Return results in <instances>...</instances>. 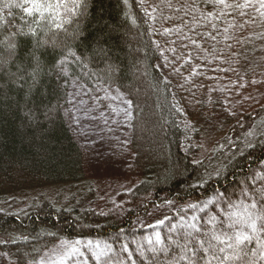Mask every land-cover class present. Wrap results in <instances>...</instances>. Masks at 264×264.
<instances>
[{
  "label": "trees",
  "instance_id": "16d2710c",
  "mask_svg": "<svg viewBox=\"0 0 264 264\" xmlns=\"http://www.w3.org/2000/svg\"><path fill=\"white\" fill-rule=\"evenodd\" d=\"M18 2L0 0V17L11 21L8 33L0 26V39L30 23L22 10L5 8ZM87 4L61 33V48L42 51L38 83L29 75L27 41L16 37L19 54L10 62L0 55V255L30 264L62 240L98 239L108 246L100 264H191L181 257L193 251L196 264H205L210 255L198 241L220 227L210 221L242 213L264 195L261 107L242 123L215 91L208 93L223 75L240 80L259 72L251 36L258 6L221 9L205 0ZM69 49L79 59L67 55ZM108 65L117 71L107 74ZM80 82L131 101L125 174L134 185L121 210L77 198L88 180L86 157L68 113L71 86ZM221 131L220 146L207 158L199 154L201 137ZM156 233L163 244L156 243ZM244 251V264H264L260 243L246 244Z\"/></svg>",
  "mask_w": 264,
  "mask_h": 264
},
{
  "label": "rangeland",
  "instance_id": "374dc122",
  "mask_svg": "<svg viewBox=\"0 0 264 264\" xmlns=\"http://www.w3.org/2000/svg\"><path fill=\"white\" fill-rule=\"evenodd\" d=\"M255 19L256 31L252 38L256 41L253 59L259 72L249 79L234 77L231 74L223 75L215 84L209 87L208 93L216 92L226 110L243 122L247 113L252 115L259 106L262 111L260 127L264 125V16L258 10ZM258 34L257 39L253 35ZM126 96H120L113 90L106 88H85L83 83H73L70 89L71 110L68 113L72 130L85 152V165L88 180L77 190V198L100 209H122L128 203V193L134 182L126 176L127 167L131 164L130 124L132 120V106ZM130 113V115H129ZM253 130V129H251ZM250 130V132H251ZM222 131L203 135L197 143L199 154L207 158L215 146H220ZM222 145V141H221ZM62 190V189H61ZM61 190L57 189L58 194ZM52 191V190H51ZM55 195L54 192L51 193ZM51 196V197H52ZM92 247H89V242ZM77 241L62 240L46 250L41 258L30 264H96L94 252H99L95 244L99 243L107 252L105 243L98 239L79 241L76 247L79 252L71 258L67 257L68 249L65 245H73ZM263 257V256H262ZM95 261V262H94ZM0 264H15L6 256L0 255Z\"/></svg>",
  "mask_w": 264,
  "mask_h": 264
},
{
  "label": "snow or ice",
  "instance_id": "6c2138e0",
  "mask_svg": "<svg viewBox=\"0 0 264 264\" xmlns=\"http://www.w3.org/2000/svg\"><path fill=\"white\" fill-rule=\"evenodd\" d=\"M144 0H141L143 3ZM127 3V0H125ZM205 3L212 7H219L221 9L227 8H249L257 7L260 11V15L264 16V0H245L243 4H230L229 0H205ZM87 0H22L18 3H6L5 8L15 7L22 10L23 14L30 18V23L25 20L24 23L28 25L25 30L23 27H17V31L6 34L0 39V55L7 54L8 61L10 62L19 54L20 42L16 39L17 36L30 44V49L27 53L30 57L31 70L29 75L33 78V81L38 83L39 76L42 71L41 65V53L42 51L52 49L55 51L64 44L61 39V33L67 34L68 25L74 22V19H78L79 16L83 15V10L87 9ZM179 10V9H178ZM224 14L223 11L220 13ZM149 15H151L149 13ZM11 21L0 17V26H2L5 33L9 32ZM67 55H71L79 59L76 53L70 49ZM0 63H4L0 60ZM64 64V60L61 59L59 65ZM104 71L111 75L117 71L112 65H108ZM131 105V101H126ZM130 115V113H129ZM236 217L233 219V217ZM213 229L219 225L218 232L214 231L210 238L207 240H199V244L205 256L210 255V259L205 260V264H212L213 260L219 262V264H225V262H231V264H244V258L247 256V252L244 251L245 245L255 241L260 243L264 247V241L260 240V235L264 234V195L261 196L260 200H253L249 203L242 213H228L226 220H219L214 217L212 221ZM196 232H200V229L196 225H192ZM205 233V236H208ZM212 241H216L213 244ZM149 243H152L149 240ZM156 243L163 244V240L159 233H156ZM75 242L73 245H65L68 249L67 257L71 258L74 253L80 251ZM208 244L209 247L205 248L204 245ZM218 245H223L219 247ZM92 247V242L88 244ZM105 247H108L107 245ZM187 247V245H185ZM95 248L99 252L93 253V258L97 264H100L102 257L106 256L107 253L99 243L95 244ZM220 254H223L221 256ZM197 252L193 251L191 257H181V259H189L191 264H196L195 258ZM204 257H202L203 259ZM43 264V262H41ZM64 264V261H61Z\"/></svg>",
  "mask_w": 264,
  "mask_h": 264
}]
</instances>
